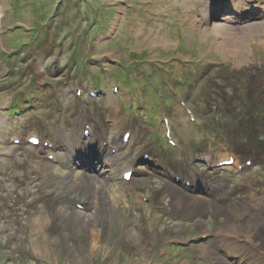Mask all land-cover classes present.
<instances>
[{
    "label": "rangeland",
    "instance_id": "obj_1",
    "mask_svg": "<svg viewBox=\"0 0 264 264\" xmlns=\"http://www.w3.org/2000/svg\"><path fill=\"white\" fill-rule=\"evenodd\" d=\"M2 3L0 264H80L78 257L91 264L83 258L92 255L87 230L100 232L104 247L110 226L125 214L126 230L114 226L121 235L93 253L102 264H109L108 252L118 258L116 264L122 258L123 264L133 258L137 263L139 255L157 257L155 264H222L221 256L227 264L264 262L257 249L241 248L237 254L220 235L221 226L251 222L250 235L241 240H253L264 229V125L259 124L264 122V0ZM237 46L245 48L242 60L232 53ZM113 59L117 64L108 65ZM102 65L108 67L101 71ZM64 76L78 77L84 86L118 85L123 91L117 108L105 97L92 100L94 112L86 113L87 95L78 99L66 90L60 85ZM36 82H43L44 92H37ZM126 92L130 103L134 98L143 109L133 111ZM209 106L214 111L204 113ZM159 113L168 119L177 147H163ZM104 118L112 128L110 143L97 125L86 122ZM88 126L105 153L78 146L81 129ZM127 130L132 139L124 144L120 136ZM36 131L46 145L26 141ZM230 156L234 165L217 166ZM157 157L168 161L159 165ZM82 162L86 171L77 167ZM125 168L133 172L131 181L123 178ZM184 171V178L206 192L189 194L175 184L172 177ZM50 188L54 199L41 205L52 221L35 227L37 202ZM131 233L143 238L142 247ZM45 242L51 256L44 254ZM168 243L175 247L162 255Z\"/></svg>",
    "mask_w": 264,
    "mask_h": 264
},
{
    "label": "bare ground",
    "instance_id": "obj_2",
    "mask_svg": "<svg viewBox=\"0 0 264 264\" xmlns=\"http://www.w3.org/2000/svg\"><path fill=\"white\" fill-rule=\"evenodd\" d=\"M4 18H5V7L3 6L2 0H0V31H1V28H2L1 26L3 25ZM259 24H252V27H250V28H257V26H259ZM245 30H244V33H246ZM229 31L232 32L230 29H229ZM229 31L227 32V36L230 37V41L233 42V39H234L233 36H234V34L233 33H230ZM207 34L208 33L205 32V36ZM247 34H248V32H247ZM262 44H264V40L262 41ZM214 45L215 46H218L217 42ZM242 49H245V48L243 46L242 47L237 46L235 52H232V53L235 54L236 60L237 59L238 60H242V58H243V54H242L243 51H242ZM231 55H233V54H231ZM45 104H48V101H46ZM114 113L116 115L118 114L116 111ZM259 124L262 125L263 123L262 122H259ZM120 137H121L122 141L124 142V144H126L129 141V139H130V136H128L127 134H122ZM127 137H128V139H127ZM203 137H204V139L206 141H208L207 140L208 137L206 136V133H204V132H203ZM93 141H95V140L91 139V141L89 143H99V142H93ZM211 141H213V140H211ZM82 145L85 147V145L83 143H82ZM98 145H102V144H98ZM160 161H162L161 158H160ZM184 173H186V172L185 171L182 172V175ZM95 182L96 183H99L98 181H95ZM196 195H198V192L196 193ZM54 197H55V192L53 190H51V188L50 189H47V190H43L42 193H41V197L39 198L40 201L38 200L37 204L38 205L39 204L41 205L45 201V199H54ZM61 202L63 203V200H59V204ZM38 205H36V208L38 209V214H37L38 217L35 218L34 221H33L34 222L33 225L35 227L38 226L41 222L42 223H45V222L46 223H50L52 221L51 220L52 219V216H50V214L47 211H44L46 209V207H43L42 205L41 206H38ZM124 228H125V224L123 222H121V230L123 231ZM251 228H252V223L250 222V227L248 228V231H247V233L249 235H250ZM224 231H225V233L223 235H221V237L223 238V240L224 239L227 240V237H231L229 240H227V242H226L225 245L227 247H229V249L235 250L236 253L241 248H251V247H254L258 251L264 253V229L263 228H260L254 235H252V237H254V239H259L260 240L259 243H257L256 241L252 242V240H249V241H242V240H240L241 238L238 236L239 235V231L237 229V226H236V228L234 226H230L229 228L224 229ZM226 240H224V241H226ZM91 242H92V245L90 247V251L92 253H94L98 249H101L102 248L101 247L102 245H100V239H99L98 236L95 239H93V241L91 240ZM42 245H43L42 248L44 249V254H47V255L51 256L52 253L50 251L51 250V248L49 246L50 244L48 242H45ZM103 248L104 249H108V246L105 245ZM201 251L202 252H205L206 249H201ZM104 258L107 259V258H114V257L111 256V254H109V252H108V254H105ZM217 260L219 262L223 263V264H227V260L223 256H221ZM144 261H146V258L145 257L142 258V260L140 261L139 264H146V262H144Z\"/></svg>",
    "mask_w": 264,
    "mask_h": 264
}]
</instances>
